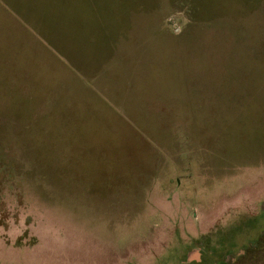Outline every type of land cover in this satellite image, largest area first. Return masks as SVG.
Returning a JSON list of instances; mask_svg holds the SVG:
<instances>
[{"label":"rangeland","instance_id":"1","mask_svg":"<svg viewBox=\"0 0 264 264\" xmlns=\"http://www.w3.org/2000/svg\"><path fill=\"white\" fill-rule=\"evenodd\" d=\"M263 208L264 0H0V264H211Z\"/></svg>","mask_w":264,"mask_h":264},{"label":"flooded vegetation","instance_id":"2","mask_svg":"<svg viewBox=\"0 0 264 264\" xmlns=\"http://www.w3.org/2000/svg\"><path fill=\"white\" fill-rule=\"evenodd\" d=\"M256 238L246 242L236 252L225 255L211 264H264V208ZM198 262H201L199 259Z\"/></svg>","mask_w":264,"mask_h":264}]
</instances>
